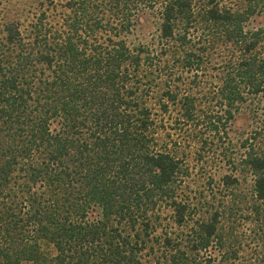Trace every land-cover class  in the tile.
<instances>
[{
	"label": "trees",
	"instance_id": "16d2710c",
	"mask_svg": "<svg viewBox=\"0 0 264 264\" xmlns=\"http://www.w3.org/2000/svg\"><path fill=\"white\" fill-rule=\"evenodd\" d=\"M44 1L0 9V264H207L196 171L264 206V0Z\"/></svg>",
	"mask_w": 264,
	"mask_h": 264
},
{
	"label": "rangeland",
	"instance_id": "374dc122",
	"mask_svg": "<svg viewBox=\"0 0 264 264\" xmlns=\"http://www.w3.org/2000/svg\"><path fill=\"white\" fill-rule=\"evenodd\" d=\"M43 5L46 7L44 0H0L3 21H16L22 26L38 15ZM253 21L255 25L260 24L264 17H255ZM151 31L152 26L148 24L142 34L137 31L130 39ZM239 124L236 123L233 129L236 135L239 133ZM208 165L211 167L212 180L201 175L196 168V174L190 182L191 190L201 193L200 197L206 200L208 207L217 208L223 213L218 224L219 237L213 239L206 254L211 257L207 264H264V206L256 201L252 177L236 175L237 183L229 187L222 186L221 177L229 173L216 162Z\"/></svg>",
	"mask_w": 264,
	"mask_h": 264
}]
</instances>
